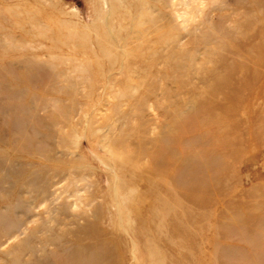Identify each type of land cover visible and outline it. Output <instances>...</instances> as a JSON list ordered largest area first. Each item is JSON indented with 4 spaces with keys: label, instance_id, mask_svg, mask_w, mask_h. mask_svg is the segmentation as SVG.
<instances>
[{
    "label": "rangeland",
    "instance_id": "374dc122",
    "mask_svg": "<svg viewBox=\"0 0 264 264\" xmlns=\"http://www.w3.org/2000/svg\"><path fill=\"white\" fill-rule=\"evenodd\" d=\"M0 264H264V0H0Z\"/></svg>",
    "mask_w": 264,
    "mask_h": 264
},
{
    "label": "bare ground",
    "instance_id": "6f19581e",
    "mask_svg": "<svg viewBox=\"0 0 264 264\" xmlns=\"http://www.w3.org/2000/svg\"><path fill=\"white\" fill-rule=\"evenodd\" d=\"M184 140V139H183ZM252 147V146H251ZM253 151V150H252ZM155 156H154V159H153V167L156 169V170H161V171H165L167 169V167H170V160H173L174 163L176 162L175 161V158L173 156V154L170 152V153H167V154H164L165 152L163 151H160V150H156L155 152ZM136 160V159H135ZM185 161V160H184ZM133 162V161H132ZM156 183V182H155ZM154 184V183H153ZM157 184V183H156ZM168 190V189H167ZM154 192V191H153ZM168 192V191H167ZM164 193V192H163ZM156 197V196H155ZM166 203V202H165ZM167 204V203H166ZM162 205V204H161ZM163 206V205H162ZM188 211V210H187ZM256 220V219H255Z\"/></svg>",
    "mask_w": 264,
    "mask_h": 264
}]
</instances>
